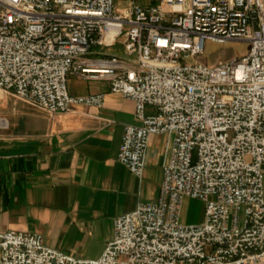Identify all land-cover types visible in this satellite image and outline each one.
<instances>
[{"label":"built area","instance_id":"1","mask_svg":"<svg viewBox=\"0 0 264 264\" xmlns=\"http://www.w3.org/2000/svg\"><path fill=\"white\" fill-rule=\"evenodd\" d=\"M207 40L248 48L206 63ZM69 74L134 101L117 153L131 173L151 134L172 136L157 198L118 215L97 258L7 230L0 264H264V0H0V90L50 114L103 104ZM186 197L200 222L182 221Z\"/></svg>","mask_w":264,"mask_h":264},{"label":"crops","instance_id":"2","mask_svg":"<svg viewBox=\"0 0 264 264\" xmlns=\"http://www.w3.org/2000/svg\"><path fill=\"white\" fill-rule=\"evenodd\" d=\"M100 51L95 46L90 55ZM67 85L72 95L103 92V104L50 114L0 97V231L40 233L49 247L97 258L113 237L114 219L157 198L172 136H149L136 176L117 159L124 126L138 123L134 101L104 79L69 74Z\"/></svg>","mask_w":264,"mask_h":264},{"label":"rangeland","instance_id":"3","mask_svg":"<svg viewBox=\"0 0 264 264\" xmlns=\"http://www.w3.org/2000/svg\"><path fill=\"white\" fill-rule=\"evenodd\" d=\"M248 48V43L238 40H228L225 42H214L207 40L204 44L203 55L200 60L206 63H215L218 60H224L231 56L241 55ZM121 50V44L118 42L110 51ZM0 90V97L6 96ZM4 112L0 110V118ZM181 218L184 223H197L203 219V203L200 199L186 197L182 203Z\"/></svg>","mask_w":264,"mask_h":264},{"label":"bare ground","instance_id":"4","mask_svg":"<svg viewBox=\"0 0 264 264\" xmlns=\"http://www.w3.org/2000/svg\"><path fill=\"white\" fill-rule=\"evenodd\" d=\"M0 123H1V124H6V121H5V120H3V121H1Z\"/></svg>","mask_w":264,"mask_h":264}]
</instances>
